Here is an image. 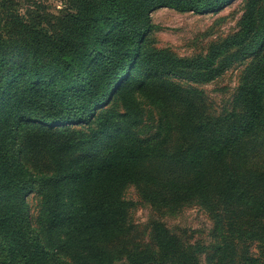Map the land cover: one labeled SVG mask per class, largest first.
Masks as SVG:
<instances>
[{
    "label": "trees",
    "instance_id": "1",
    "mask_svg": "<svg viewBox=\"0 0 264 264\" xmlns=\"http://www.w3.org/2000/svg\"><path fill=\"white\" fill-rule=\"evenodd\" d=\"M231 1L73 0L57 28L47 31L3 0L0 264H62L61 258L110 263L99 243L126 231L133 204L121 192L130 184L145 200L164 192L169 199L162 205H177V193L203 201L213 196L264 220V174L245 159L248 142L264 132V15L256 9L261 0H250L239 32L203 57L183 60L146 50L151 11L217 14ZM247 60L236 106L220 117L196 116L185 91L169 81L209 83ZM149 85L184 108L173 125L179 140L171 149L133 131L141 120L131 97ZM115 101L122 113L111 107ZM40 151L53 158V169L28 165V156ZM154 161L177 168L176 180L162 185L145 173ZM34 192L41 197L45 230L59 236L48 246L28 220L26 197ZM152 237L157 250L126 252L128 264H199L206 249L219 256V264H236L231 239L212 248L184 245L160 223L153 224ZM238 264L260 261L245 248Z\"/></svg>",
    "mask_w": 264,
    "mask_h": 264
},
{
    "label": "rangeland",
    "instance_id": "2",
    "mask_svg": "<svg viewBox=\"0 0 264 264\" xmlns=\"http://www.w3.org/2000/svg\"><path fill=\"white\" fill-rule=\"evenodd\" d=\"M8 2V7L13 8L20 16L34 18L49 31L57 28L73 0H8ZM2 3L3 0H0V4ZM249 3L250 0H233L217 14L183 13L172 8L153 10L149 14L152 31L147 39L146 50L163 51L167 55L183 60L203 57L212 47L229 42L239 32L240 21ZM256 9L264 15V0L256 4ZM249 65V60L236 62L220 77L205 84H192L177 79L169 81L185 91V97L194 107L196 116L220 117L235 108L238 90ZM131 101L132 108L141 120V124L133 131L140 138L155 137L162 147L170 146L171 149L176 146L179 134L173 130V125L175 119L183 114L184 108L180 104L167 101L160 93L158 85H149L144 90L136 91ZM111 107L119 113L123 112V107L118 101ZM245 159L249 168L264 174V132L258 133L255 140L248 142ZM27 163L37 171L47 172L54 168L53 158L43 151L33 152L28 156ZM175 169L177 168L154 161L147 166L145 173H152L162 185H166L168 184L166 181L176 180ZM121 198L131 202L133 207L127 211L126 231L123 235L113 241L99 243L100 249L110 255V263L105 264H128L126 252L149 249L156 251L152 237L154 223L162 224L184 245L212 248L225 239H231L237 248L236 264L245 248L250 257L264 264V220L261 222L245 210L223 205L213 196L203 201L179 193L174 195L175 201L177 203L180 201L177 205L174 203L162 205L164 199H169L164 192L157 198H152L151 201L154 202H151L143 199L139 187L133 184L122 190ZM26 204L28 220L39 234L42 243L48 246L56 242L59 236L45 230L41 197L34 192L26 197ZM242 232H250L251 235L242 237ZM218 257L211 249H206L198 256L199 264H219ZM61 262L74 264L67 258H61ZM84 264L97 263L85 261Z\"/></svg>",
    "mask_w": 264,
    "mask_h": 264
}]
</instances>
